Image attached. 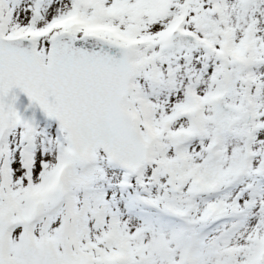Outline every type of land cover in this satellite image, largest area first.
I'll list each match as a JSON object with an SVG mask.
<instances>
[{
	"label": "snow or ice",
	"instance_id": "1",
	"mask_svg": "<svg viewBox=\"0 0 264 264\" xmlns=\"http://www.w3.org/2000/svg\"><path fill=\"white\" fill-rule=\"evenodd\" d=\"M0 264H264V0H0Z\"/></svg>",
	"mask_w": 264,
	"mask_h": 264
}]
</instances>
